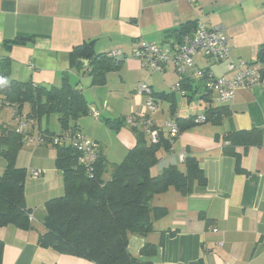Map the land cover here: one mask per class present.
<instances>
[{"label": "crops", "instance_id": "0c3cea01", "mask_svg": "<svg viewBox=\"0 0 264 264\" xmlns=\"http://www.w3.org/2000/svg\"><path fill=\"white\" fill-rule=\"evenodd\" d=\"M188 23H193L191 32L199 23L207 28L225 26L232 59L264 67L260 60L264 53V0H0V61L11 58L12 77L36 85L58 86L62 75L70 73L71 81L83 89L91 110L100 112L98 119L90 115L79 121L82 135L99 143L100 155L110 164H120L141 136L149 139L143 126L139 128L140 135L127 124L117 131L110 129L106 120H124L146 113V97L136 91L141 83L158 97L159 111L150 119L164 134L166 121L197 117L187 107L192 100L186 98L187 104L180 103L173 115L170 102L161 98L170 94L179 81L173 65H166L163 73L153 72L144 69L134 57L140 41L166 45L180 39L179 31ZM20 39L23 41L10 50L4 46L5 42ZM89 42H93L98 54L123 53L122 70L109 73L104 86H91V79L84 76L83 70L72 67L73 49ZM194 59L196 68L209 71L216 78L229 73L226 61L214 62L202 55ZM188 77L191 83L196 82L194 71ZM224 106L231 113L222 124L196 123L182 132L171 150L158 153L153 176L169 166L184 170L179 155L185 153L197 159L207 184L195 186L188 196L171 188L153 199L152 206L164 209L165 216L154 222V232L147 237L129 238L130 253L141 261L264 264V136L260 146L247 150L239 138L232 149L237 155L226 152L228 133L264 131V93L260 86L242 89ZM25 111L28 114L29 107ZM10 118L8 108L0 111V123ZM43 120L48 128L42 126ZM52 121L54 126L58 124L54 115L38 121V131L60 133L54 131L55 127L50 129ZM17 166L28 172L25 195L33 216L32 227H0V264H91L38 245L44 232L46 203L65 195L56 150L28 145L21 150ZM5 168V160L0 159V176ZM32 170H42L43 174L33 177ZM110 173L108 169L106 181L110 180ZM214 229L218 232L214 233ZM148 243L157 246L156 255L140 256Z\"/></svg>", "mask_w": 264, "mask_h": 264}, {"label": "trees", "instance_id": "16d2710c", "mask_svg": "<svg viewBox=\"0 0 264 264\" xmlns=\"http://www.w3.org/2000/svg\"><path fill=\"white\" fill-rule=\"evenodd\" d=\"M192 27L193 23L185 24L179 31V38L190 33ZM22 41L5 42L4 46L10 50ZM261 54L260 60L264 62V53ZM122 56L123 53L120 58L98 54L93 42H89L73 49L72 67L82 69L84 76L91 79V86H104L109 73L122 70ZM12 65L13 60L9 57L0 61V80L4 81L0 83V111L8 106L16 107L18 117H33L36 121L54 115L60 124V133L40 131L44 146L56 150V165L64 178L65 195L46 203L44 232L39 237L38 245L62 255L87 260L91 264H149L130 253L129 238L131 235L147 237L154 232V222L165 216L164 209L152 206L157 195L174 188L188 196L195 186L207 184L197 159L186 156L184 170L169 166L160 175L153 176L152 169L159 162L158 153L171 150L163 130L155 126L160 131L159 144H152L141 136L136 147L128 152L120 164H110L98 149V159L93 164L92 173H88L87 165L80 160L81 153L70 143L76 133H81L79 121L92 116L83 89L71 81L70 73L62 75L58 86L15 80ZM165 67L158 73H163ZM188 76L179 80L181 89L186 92L185 97H181L193 101L192 95L199 90L197 82L203 85V81L196 79L194 85ZM172 91L161 95V98L170 102L171 112L176 115L178 104L175 94L178 92ZM156 97L154 93L155 102L158 103ZM201 99L208 104L202 114L206 119L203 124L220 125L230 115L227 106L217 107L213 104L209 93ZM27 107L29 113L25 115ZM195 118L175 120L181 132H184L196 125ZM125 124L126 119L106 120V125L116 131ZM132 130L141 133L139 128ZM263 136L264 131L259 129L228 133L226 152L237 155L232 149L239 138L246 150L260 146ZM57 138L62 140V145L55 143ZM23 146V138L16 133L12 118L0 123V159L6 162L4 173L0 176V227L14 226L29 230L32 227L29 218L31 212L27 208L25 195L28 172L17 166ZM108 169L111 170V178L106 181L104 176ZM156 253L157 246L148 243L140 256H154Z\"/></svg>", "mask_w": 264, "mask_h": 264}, {"label": "built area", "instance_id": "2783aa9c", "mask_svg": "<svg viewBox=\"0 0 264 264\" xmlns=\"http://www.w3.org/2000/svg\"><path fill=\"white\" fill-rule=\"evenodd\" d=\"M110 55L120 58L121 51H114ZM202 55L204 58L214 62H227L228 74L221 78H216L211 72L196 68L195 56ZM134 56L142 67L147 70L162 72L164 65L171 64L175 67L179 80L188 76L192 71L197 75L199 80L203 81L207 93L212 96L215 106H224L231 103L237 92L242 89L252 90L260 86L264 93V67L260 63H246L244 61H235L231 56L230 39L225 26L219 25L213 28H207L199 23L193 32L184 34L180 39L171 41L166 46L157 42L143 40L134 50ZM30 69L34 68L30 64ZM175 92L185 97L186 92L181 89L178 83L172 88ZM136 91L146 97V113L136 114L126 119V124L131 129L144 127L145 133L152 144L160 143V131L155 128L150 116L159 111V107L154 99L153 90L145 83H141ZM11 111L12 125L16 133L23 138L24 144L28 145H45L43 135L38 131V124L33 117H18L16 107H7ZM92 116L98 119L100 112L92 110ZM205 116L199 115L195 118L197 124L205 122ZM36 131L37 134H36ZM182 132L175 119L165 122V137L174 146L175 140L181 136ZM56 144L62 145L61 139H55ZM70 143L81 153V162L88 167V173H92L93 164L98 159L99 144L89 140L81 133H76ZM229 145V142H227ZM186 154L179 155V162L185 163ZM42 170H32L33 177H40ZM92 176V175H90ZM33 220V216H29ZM214 233L218 229L213 230Z\"/></svg>", "mask_w": 264, "mask_h": 264}, {"label": "rangeland", "instance_id": "374dc122", "mask_svg": "<svg viewBox=\"0 0 264 264\" xmlns=\"http://www.w3.org/2000/svg\"><path fill=\"white\" fill-rule=\"evenodd\" d=\"M164 46H166V45H164ZM176 77L179 78L178 76H176ZM196 78L198 79L197 76H196ZM197 87L199 88L197 94L192 95L193 101H192L191 105L187 106L188 109H190L192 111V114L195 116H199V114H203L205 112L206 107L208 106L207 103L201 99L202 96L206 95V93H207L205 87L203 85H201L200 83H197ZM172 92L173 91L171 90V93ZM175 96H176V100H177L178 105H180V103L187 104L188 99L182 98L181 95L178 93H176ZM159 103H161V100H159ZM25 114H27L26 111H25ZM54 125L55 124L52 121V123L50 124V129L54 130L52 127H55L54 131L59 132L60 131V124H56V126H54ZM42 126H44L46 128L49 127V125L46 123V120L42 121ZM36 134H37V131H36ZM147 137H148V135H147ZM148 139H149V137H148ZM27 146H28V144H24L22 150L24 148H26Z\"/></svg>", "mask_w": 264, "mask_h": 264}, {"label": "clouds", "instance_id": "9594fccd", "mask_svg": "<svg viewBox=\"0 0 264 264\" xmlns=\"http://www.w3.org/2000/svg\"><path fill=\"white\" fill-rule=\"evenodd\" d=\"M0 83H4V81L3 80H0Z\"/></svg>", "mask_w": 264, "mask_h": 264}, {"label": "water", "instance_id": "95a60500", "mask_svg": "<svg viewBox=\"0 0 264 264\" xmlns=\"http://www.w3.org/2000/svg\"><path fill=\"white\" fill-rule=\"evenodd\" d=\"M85 64L87 65V62H85Z\"/></svg>", "mask_w": 264, "mask_h": 264}]
</instances>
